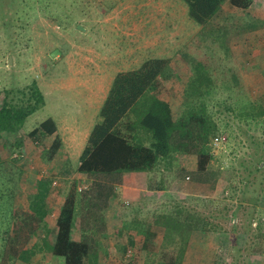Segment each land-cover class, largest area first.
<instances>
[{
    "label": "rangeland",
    "instance_id": "1",
    "mask_svg": "<svg viewBox=\"0 0 264 264\" xmlns=\"http://www.w3.org/2000/svg\"><path fill=\"white\" fill-rule=\"evenodd\" d=\"M254 1L259 5L256 13L264 16V0ZM242 15L236 13L227 24L225 18L224 25L218 19L204 28L190 18L183 0H0V107L5 101L17 108L34 105L32 86L45 99L20 131L24 135L21 148L16 145L15 135L4 133L9 140H0V206L5 203L8 207L12 195L17 199L16 204H10L14 217L5 220L6 224L0 222L8 230L9 239L34 245L47 236L52 245L57 239L62 208L68 201L79 203L77 219L86 210L88 214L93 211L82 204L91 182L78 175H62L59 159L65 160V152L55 159L50 157L45 150L49 141H34L29 137L32 130L49 118H65L74 136L67 143L74 138L80 141L87 133L81 156L118 74L138 70L148 60L168 57L171 63L181 65L175 58L183 62L179 67L184 75L190 68L188 60L200 57L201 66L216 82L208 88L204 86L202 100L222 138L215 143V137H211L206 144L214 158L211 173L197 172L196 155L179 154L171 160V169L162 165L164 173L143 174L142 181L140 176L110 178L118 192L125 185L136 189L131 193L123 190L129 200L121 202L113 218L106 211L101 214L105 222L102 233L92 218L82 219L78 226L76 219L72 240L81 241L84 235L98 239V251L106 264H164L169 250L163 247H168L170 241L164 239V229L144 236L138 232L141 226L135 230L131 220L158 229L155 213L169 211L178 202L217 226V232L207 233L206 238L202 232L193 231L183 264H264V214L254 212L252 206L260 197L264 200V117L246 120L244 116L256 112L252 104L264 108V38L256 41L261 48L258 50L252 35L234 33L250 21L240 20ZM258 20L255 17L253 22ZM224 26L227 31L222 30ZM227 42H235L238 50L227 52ZM242 48L245 52H241ZM175 66L173 70L178 67ZM224 71H230L228 79L223 77ZM188 76L185 74L181 80L176 74L170 79L160 78L152 92L179 110L189 100V84L184 82ZM128 117L122 121V133L128 131L130 134L125 135L129 138L137 135L148 140L147 134L137 130L141 128L139 124L137 129H130L134 118ZM65 150L72 157L71 163H77L78 147ZM41 179L49 181L54 202L43 228L30 217L26 196H20L27 184ZM143 182L151 194L144 201V196L137 194ZM194 183L198 185L197 194L189 193ZM128 196L144 203L142 210L135 209ZM117 213L130 224L121 228ZM113 226L114 234L109 232ZM111 236L115 240H110ZM252 251L258 258L250 259ZM51 253L45 249L30 264H64ZM9 255L0 253V264H6Z\"/></svg>",
    "mask_w": 264,
    "mask_h": 264
},
{
    "label": "trees",
    "instance_id": "2",
    "mask_svg": "<svg viewBox=\"0 0 264 264\" xmlns=\"http://www.w3.org/2000/svg\"><path fill=\"white\" fill-rule=\"evenodd\" d=\"M183 1L188 6L190 18L204 28L209 23L220 19L225 12V5L229 4L236 10L247 11L254 2V0ZM244 19H250L246 23L249 25L254 23L255 16L246 13ZM258 21L264 24L260 18ZM249 26L256 27L255 24ZM222 30L225 29L222 28ZM213 53L217 57V54ZM188 62L191 64L187 63L191 68V75L188 76L190 80L185 78L184 82L189 84L188 91H186L189 100L179 110H174L167 100L153 94L154 87L160 78L170 79L176 74L180 80L183 79V72L176 66L173 70L172 66L174 65L171 66L170 59H151L138 70L118 74L101 108L100 120L94 126L81 155L80 165L75 169L71 164H66L60 170L62 175L86 176L92 179L91 187L85 192L86 196L83 195L82 204H84V209L86 207L90 212L93 211L88 214L86 210L84 216H80V221L92 218L99 233H102V229L105 227L104 217L101 214L109 209L110 203L116 197L115 188L117 186L115 183H110L113 177L121 178L126 173H164L161 166L164 165L165 169H171V160L179 154L196 155L197 172L206 175L211 173L210 166L214 158L208 152L206 144L211 137L220 136V134L202 97L205 95L204 86L208 88L210 83L215 84L216 82L211 80L210 71L201 66L200 57L189 59ZM228 75L230 76V71L223 72L225 79H228ZM32 89L34 91L33 98H36L34 105L17 108L5 101L0 107V140H9L4 137V133L15 135L18 138L16 145L19 148L24 142V135L20 131L26 119L45 103L41 91L36 86H32ZM190 95H195L194 98L197 99H191ZM252 109L257 110L255 113L252 112V116L244 115L246 120H251L250 117L255 118V116L264 117L263 107L258 109L252 104ZM126 117L134 118L130 129H137L136 125L139 124L141 128L137 130L147 134L148 140L144 141L137 135L129 140L122 133L123 131L120 129L123 128L122 121ZM136 117L138 121L135 119ZM57 132V124L52 118H49L32 130L29 137L34 141L48 140L50 146L48 145L45 150L50 157L54 158L62 147L61 138ZM20 196H26L25 205L30 211V217L39 221L42 228L45 227L46 218L52 212L54 203L49 181L41 179L27 184V188ZM12 202L17 203L14 195L11 196L8 207H5V203L2 204L4 207L0 206V222L4 221L1 224H6L5 220L10 219L12 215L14 217V213L12 214L10 209ZM78 206L79 203L73 199L62 208L61 218L58 221L57 239L52 245L47 236L39 238L40 242L37 241L34 245L21 244L17 240H11L6 227H2L0 224V244L5 245V248L0 246V253L10 254L5 263L30 264L36 254L49 249L52 252L51 255L57 261L63 260L64 264H106L101 260L102 252L98 251V239L92 240L84 235L81 241L72 240ZM98 223L100 226L97 225ZM154 224L164 229V239L171 241H169L168 247H163L165 250H169L164 256V264L184 263L187 257L184 251L188 247L193 231L217 232V226L208 217L178 202H175L169 211L155 213ZM91 230L93 233V228ZM141 230L138 232L141 233ZM130 244L133 245L132 239Z\"/></svg>",
    "mask_w": 264,
    "mask_h": 264
},
{
    "label": "crops",
    "instance_id": "3",
    "mask_svg": "<svg viewBox=\"0 0 264 264\" xmlns=\"http://www.w3.org/2000/svg\"><path fill=\"white\" fill-rule=\"evenodd\" d=\"M257 6H259V5H256L255 4V1H254V3L250 6V8L247 10V11H240V10H236V9H234L232 6H230L229 4H227V5H225L224 6V8H225V12L221 15V17H220V20L222 21V25H224V23H225V18H226V24L227 23H229L231 20H233V16L234 15H236V13L238 14V13H243V17L242 18H240V20H242V19H244L245 17H246V13H248V14H250V15H252V16H255V17H258V18H261V19H264V16H261V15H258V13H256V11H257ZM264 15V14H263ZM245 20V19H244ZM246 23L247 22H245V23H243V25L244 26H241V27H239L238 29H237V31H235L234 33H239L241 36H242V34H244V35H246V34H248L247 36H250V35H252L253 36V40H252V43H253V46H255L256 48H258V50H260L261 48L259 47L260 45L259 44H257L256 43V41H260L261 39H263L264 38V26H262V25H264V24H262V23H259V21H257V22H254V23H250L251 25L252 24H255L256 25V27H250L249 25H246ZM227 26V25H226ZM226 26H224V29L227 31V27ZM232 26V25H231ZM230 26V27H231ZM231 37V35H229V37L228 38H230ZM232 38V37H231ZM243 42H245V41H242L241 43H243ZM229 42H227V52H229V51H237L238 50V48H237V46H235L236 45V43L234 42V43H232V45H230V44H228ZM240 43V44H241ZM242 46H244V44L242 45ZM241 52H245V48L243 49L242 48V51ZM259 57L261 58V57H263V56H261V55H259ZM160 59H165V58H160ZM166 59H169L168 57L166 58ZM175 60H179V63L182 65V63H181V61H180V59L179 58H175ZM187 60V59H186ZM185 60V61H186ZM173 63V62H172ZM259 63V62H258ZM174 65H176V66H181V65H179V64H175V63H173ZM188 67H190L189 65H187ZM181 67H183V66H181ZM192 67V66H191ZM179 69L181 70V68L179 67ZM182 72V71H181ZM185 74H189V75H191V69L189 68V70H187V73H184V75ZM158 97H160V96H158ZM173 97H176L175 95L173 96ZM161 98V97H160ZM52 119L55 121V123L57 124V128H58V132H57V135H59V137L61 138V142H62V147H61V149L58 151V153L56 154V156L58 157V155H62L64 152H65V160H60L59 159V162H60V169H62L66 164H70L71 163V159H72V157H69V155H67V151L65 150V148H67V147H74V146H77L78 147V156L80 155V153H81V150H82V148H83V146H84V143H85V140H86V136H87V133H86V135H84V138H83V135H82V140H80V141H76V139L74 138L73 140H71L70 141V143L71 144H69V143H67L66 142V140H68L69 138H73L74 136L72 135L73 134V129L72 130H70L69 129V127H70V125H68L69 123H67V120L64 118L63 120H61V121H58V119H57V117H52ZM61 122V123H60ZM72 131V133H70ZM70 133V134H69ZM129 132L128 131H125L124 132V134H128ZM130 134V133H129ZM129 140H132L131 138H129L128 137V135H125ZM89 139V138H88ZM88 142V141H87ZM85 150V149H84ZM84 152V151H83ZM82 152V153H83ZM69 154L70 155H72L71 154V152H69ZM82 155V154H81ZM60 157V156H59ZM78 158V157H77ZM80 158H81V156H79V159H78V162L77 163H75V164H73V163H71V165L75 168V169H77L78 168V166L80 165ZM55 159V158H54ZM70 162V163H69ZM58 165V164H57ZM58 173V172H57ZM144 173H130V174H124L122 177H123V180H125V179H128L127 177H133V178H136L137 176H140V180L142 181V178H141V176L143 175ZM57 175V174H56ZM81 178H84V179H88L89 180V182H91V184H92V179H90V178H88V177H86V176H82ZM138 178V177H137ZM148 179H149V177H148ZM147 183V182H146ZM127 190V191H130L129 193H131V191L132 190H135L136 188H133V186L132 185H125L123 188H120V191L121 192H118V187H116L115 188V194H116V197H115V200H113L111 203H110V205H109V209H107L106 210V213L108 214V216H109V218H113L112 216H114L115 215V210L121 205V202H126V201H124V200H126V199H128L127 198V194L125 193L124 194V192H123V190ZM191 189H192V192H189V193H192V194H197V190H199L198 189V185L197 184H193L192 185V187H191ZM150 191L147 189V185L143 182V187L141 186V188L140 189H138V192H137V194H139L140 196L142 195V196H144V197H141L142 199H143V201L145 200V199H147V197H151V194L149 193ZM122 195V196H121ZM129 198H131L130 196H128ZM141 199V200H142ZM129 200V199H128ZM132 202H133V205H136V206H133V207H135V209H138V210H142V208L144 207L143 206V204L144 203H141V202H138V200H134V198H131L130 199ZM130 201V202H131ZM136 201V202H135ZM131 202V203H132ZM134 203H136V204H134ZM241 205H243L244 207H245V204H243V202L242 203H240ZM247 204V203H246ZM145 205V204H144ZM153 206H155V205H153ZM253 211L255 212H257V213H262V214H264V200H263V198L262 197H260V201H258V202H255L253 205ZM148 209H150V207L148 208ZM147 209V210H148ZM118 212H120V210H118ZM260 214H258L257 215V217L260 215ZM256 217V218H257ZM116 219L119 221V226L121 227V228H124V226L125 225H128V224H130L129 222H127V218H125V216H123V214H119L118 215V213L116 214ZM80 221V218H78L77 219V223H76V226H78V222ZM121 223H122V225H121ZM131 225L134 227V228H136V227H140L141 226V228H142V232L140 233V234H142V235H149L151 232H161L160 230H162L160 227H157V226H155V227H157L158 229H156V228H154V226L151 228V229H149V226H148V224H143L142 222H140L139 220H134V221H132L131 220ZM253 226L254 227H257L258 226V223L257 222H254L253 223ZM148 227V228H147ZM160 229V230H159ZM136 230V229H135ZM113 233H112V232ZM110 233H112V234H114L115 233V230H114V226L112 227V229L109 231ZM201 234V236H203V237H205L206 236V234L207 233H200ZM130 237V236H129ZM206 238V237H205ZM110 240H115L114 239V236L112 237H110L109 238ZM104 241V240H103ZM192 243L194 242L193 240L191 241ZM200 243V242H199ZM191 246H193L191 243H190V247ZM106 247H107V245H106ZM192 248V247H191ZM190 251H191V249H190ZM238 251H240V252H243V249L242 248H239V250ZM254 252H256L257 254H259V251H254ZM252 253H253V251H252ZM252 253H250V254H252ZM189 254H191V253H189ZM256 258H258V255L256 256L254 253H253V255H251V257H250V259H256Z\"/></svg>",
    "mask_w": 264,
    "mask_h": 264
},
{
    "label": "built area",
    "instance_id": "4",
    "mask_svg": "<svg viewBox=\"0 0 264 264\" xmlns=\"http://www.w3.org/2000/svg\"><path fill=\"white\" fill-rule=\"evenodd\" d=\"M221 140H222L221 136H217L215 137L214 142L219 143Z\"/></svg>",
    "mask_w": 264,
    "mask_h": 264
}]
</instances>
